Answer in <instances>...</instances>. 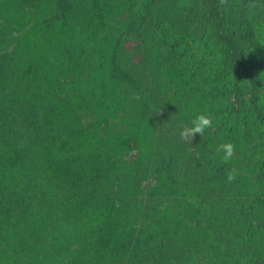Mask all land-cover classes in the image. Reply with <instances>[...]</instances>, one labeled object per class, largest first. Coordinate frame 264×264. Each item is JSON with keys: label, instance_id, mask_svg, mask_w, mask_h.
<instances>
[{"label": "trees", "instance_id": "16d2710c", "mask_svg": "<svg viewBox=\"0 0 264 264\" xmlns=\"http://www.w3.org/2000/svg\"><path fill=\"white\" fill-rule=\"evenodd\" d=\"M0 264H264V0H0Z\"/></svg>", "mask_w": 264, "mask_h": 264}, {"label": "clouds", "instance_id": "9594fccd", "mask_svg": "<svg viewBox=\"0 0 264 264\" xmlns=\"http://www.w3.org/2000/svg\"><path fill=\"white\" fill-rule=\"evenodd\" d=\"M225 3L226 0H221ZM213 128V117L207 113H198L191 121L190 126L182 127L180 138L192 143L197 134L203 136L206 130ZM215 153L219 155L220 161L223 164L231 162L236 154V145L231 141L222 142L215 147ZM238 171L235 168L226 170L225 179L227 183H232L238 176Z\"/></svg>", "mask_w": 264, "mask_h": 264}]
</instances>
